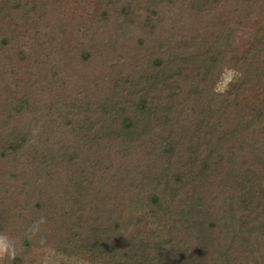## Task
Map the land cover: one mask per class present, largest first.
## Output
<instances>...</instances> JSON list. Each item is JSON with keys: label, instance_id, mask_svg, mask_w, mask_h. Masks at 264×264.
<instances>
[{"label": "trees", "instance_id": "trees-1", "mask_svg": "<svg viewBox=\"0 0 264 264\" xmlns=\"http://www.w3.org/2000/svg\"><path fill=\"white\" fill-rule=\"evenodd\" d=\"M53 1L0 0V264H264V0Z\"/></svg>", "mask_w": 264, "mask_h": 264}, {"label": "rangeland", "instance_id": "rangeland-1", "mask_svg": "<svg viewBox=\"0 0 264 264\" xmlns=\"http://www.w3.org/2000/svg\"><path fill=\"white\" fill-rule=\"evenodd\" d=\"M65 2L67 3H63V7L61 8L60 11H64V10H68V5L72 2V0H66ZM52 4L54 5V1L52 0ZM59 8V6H58ZM258 32H255V30H251V29H244L237 37L236 41L229 47L228 53H229V59L231 61H241L243 60L244 56H245V50L246 48L252 44L253 42H257L258 40H254V37H256L258 34ZM234 74L235 72L233 71V69L225 67L223 69V73L220 76V79L218 80V82L215 85V89L220 91V92H224L227 91L229 83L233 81L234 78ZM8 81H11V78L9 77L7 79ZM26 173H24L23 175H25ZM8 177V176H7ZM16 209H12L10 210V213L15 211ZM5 251V241L0 239V252H4ZM48 251V249H47ZM4 254H0V259L3 258ZM45 260L47 261H54L56 258L55 255H53V253H47L44 255ZM54 259V260H53Z\"/></svg>", "mask_w": 264, "mask_h": 264}, {"label": "clouds", "instance_id": "clouds-1", "mask_svg": "<svg viewBox=\"0 0 264 264\" xmlns=\"http://www.w3.org/2000/svg\"><path fill=\"white\" fill-rule=\"evenodd\" d=\"M0 254H7L10 257H14L15 252H14V250H5L4 252H0Z\"/></svg>", "mask_w": 264, "mask_h": 264}]
</instances>
